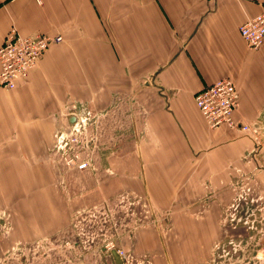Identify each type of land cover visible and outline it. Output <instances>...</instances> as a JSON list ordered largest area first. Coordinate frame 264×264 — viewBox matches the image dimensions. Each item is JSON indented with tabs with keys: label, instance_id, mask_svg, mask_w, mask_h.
<instances>
[{
	"label": "crops",
	"instance_id": "obj_1",
	"mask_svg": "<svg viewBox=\"0 0 264 264\" xmlns=\"http://www.w3.org/2000/svg\"><path fill=\"white\" fill-rule=\"evenodd\" d=\"M262 12L264 0H0V45L13 26L63 37L14 88L0 87V208L11 213L14 239L62 232L79 188L86 201L128 191L171 209L173 238L188 241L182 254H169L155 229L141 230L138 255L149 253L150 264H179L181 255L191 263L192 241L213 239L203 229L217 224L233 194L264 210V141L208 128L194 103L197 91L229 78L239 93L235 119L259 126L264 47L250 49L239 26ZM70 112L103 114V128L118 117L124 123L112 173L98 184L65 171L55 151ZM198 208L207 211L194 232Z\"/></svg>",
	"mask_w": 264,
	"mask_h": 264
},
{
	"label": "rangeland",
	"instance_id": "obj_2",
	"mask_svg": "<svg viewBox=\"0 0 264 264\" xmlns=\"http://www.w3.org/2000/svg\"><path fill=\"white\" fill-rule=\"evenodd\" d=\"M259 118L257 132L252 134L264 141V113ZM95 120L96 126L86 125L79 135V142H74L72 146L82 157L89 158L93 167L70 169L65 160L61 162L65 171L84 172L98 184L103 172L112 173L108 163L112 156L119 153L124 131L120 127H124V123L118 117V120H112L113 125L109 129L103 128V121H109L103 114H96ZM90 127L92 129L88 131ZM90 138L92 140L89 142ZM60 184L66 197H74L71 191L65 189V183ZM242 194L243 197L233 194V199L220 210L215 226L205 225L204 232L214 234L212 240L192 241L193 255L195 252L198 254L192 257L193 262H184L181 255L179 264H264V210L259 204H252L247 194ZM75 195L74 206L67 209L69 217L65 228L44 239H14L16 234L11 213L8 208H0V264H115L108 253L110 247L124 253L123 264H150L153 258L149 253L138 255L135 251L136 234L150 228L157 231L159 248L166 253L182 254L183 243L188 242L178 240V235L173 238L171 209L149 206L145 197L118 191L110 197L98 193V196L86 201L89 192L83 187ZM206 211V208L191 211L194 232L200 230V220ZM179 221L182 222V216ZM200 247L203 252L199 254Z\"/></svg>",
	"mask_w": 264,
	"mask_h": 264
},
{
	"label": "built area",
	"instance_id": "obj_3",
	"mask_svg": "<svg viewBox=\"0 0 264 264\" xmlns=\"http://www.w3.org/2000/svg\"><path fill=\"white\" fill-rule=\"evenodd\" d=\"M239 32L250 49L264 47V12L247 20L239 26ZM63 41L60 34L49 35L42 32H34L21 35L13 26L4 36L0 45V87L14 88L18 81L26 78L30 71L37 68L39 59L44 52L55 43ZM194 103L203 117L208 128L216 129L228 127L241 132L256 133L258 126L253 123H244L236 120L235 112L239 108L238 90L229 78H220L212 84L200 89L194 94ZM75 114L76 121L68 129L57 132L55 137V149L60 160H65L70 169H91L93 164L87 157H82L72 146L79 142V135L85 126L95 125V114L70 112ZM68 115V114H67ZM92 127L88 129L91 131ZM92 138L89 139V142ZM244 195L241 193L240 197ZM112 247L109 248V251ZM264 251V240L262 244ZM124 261L125 255L117 249Z\"/></svg>",
	"mask_w": 264,
	"mask_h": 264
},
{
	"label": "water",
	"instance_id": "obj_4",
	"mask_svg": "<svg viewBox=\"0 0 264 264\" xmlns=\"http://www.w3.org/2000/svg\"><path fill=\"white\" fill-rule=\"evenodd\" d=\"M75 121H76V115L75 114L71 115L68 118V121H67L68 122V130H67V133L70 132V127L75 123ZM110 251H111V254H112L113 258L116 260V262L120 261V262H118V264L121 263V261H122L121 260V256L119 255L117 249H113L112 248Z\"/></svg>",
	"mask_w": 264,
	"mask_h": 264
}]
</instances>
